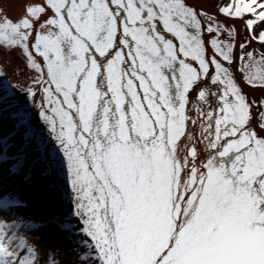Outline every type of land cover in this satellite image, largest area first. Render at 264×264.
Masks as SVG:
<instances>
[{"label": "snow or ice", "instance_id": "6c2138e0", "mask_svg": "<svg viewBox=\"0 0 264 264\" xmlns=\"http://www.w3.org/2000/svg\"><path fill=\"white\" fill-rule=\"evenodd\" d=\"M46 4L54 15L40 24L31 45L34 22L46 9L29 4L13 21L0 8V48L19 47L29 67L40 73L33 84L59 116L56 139L79 201L77 213L88 217L95 259L101 264H264V137L249 126L257 102L248 101L230 67L235 29L183 0ZM221 12L238 18L252 13L255 19L245 23L253 31L264 22V3L257 0H231ZM158 21L179 38L178 51ZM224 32L228 40L220 39ZM253 38L264 43V32ZM208 47L214 49L211 58ZM32 50L43 58L46 73ZM253 56L243 52L241 59L250 66ZM209 79L215 89L202 84ZM196 89L193 100L189 94ZM14 119L5 148L15 131L25 132L13 173L35 140L27 130V113L17 109ZM259 119L264 128V110ZM190 125L199 128L198 135ZM198 145L206 160H200ZM34 150L41 159L54 160L42 143ZM12 243L0 231V264H33L31 248L29 256L9 259L17 256Z\"/></svg>", "mask_w": 264, "mask_h": 264}, {"label": "bare ground", "instance_id": "6f19581e", "mask_svg": "<svg viewBox=\"0 0 264 264\" xmlns=\"http://www.w3.org/2000/svg\"><path fill=\"white\" fill-rule=\"evenodd\" d=\"M183 3L197 13L204 12L215 17L226 28L235 29V40L233 41L235 47L232 53L235 62L230 67L248 101L257 102L251 109L252 118L249 121V126L260 137H264V128L260 127L262 121L259 119V112L264 110V106H258L259 102L264 100V84L260 83L261 69L264 67L260 63V54L264 53V43L253 38L264 32V22H259L257 26H253V31L249 30L245 23L248 19H252L251 13H245L242 18L225 16L221 12V8L229 5L231 0H183ZM29 4L40 5L46 9L44 13L40 14L39 20L34 22V30L30 38L31 45L36 40L37 31H40V24L54 15L52 10L47 7L46 0H0V8L13 21L19 20L25 14V7ZM256 11L258 12L260 9L256 8ZM199 18L202 25L206 26L208 22L206 17L200 15ZM157 24L158 27H161V31L166 38L173 41L178 51L179 38L164 31L161 22L158 21ZM202 35L203 40L207 43L210 39L209 34L204 31ZM220 39L228 40L227 32H224ZM241 43L247 44V47L243 50L239 47ZM213 52L214 49L208 47L207 55L209 58H211ZM243 52L254 54L252 58L254 63H251L250 66V61L241 59ZM32 54L46 73L43 58L37 55L34 50H32ZM178 59H185L186 62L197 68L199 67L196 61L185 58L183 55H179ZM221 62L226 65V62ZM245 69H247V72H245ZM0 71L3 73V75H0V95L5 97V100H0V184L3 185L2 189V186L0 187V200L16 201L7 207L0 206V225L5 226L0 231L7 237L11 236L13 238L10 247L15 250L17 256L9 259L14 260L18 257V253L22 251V246H17L20 240L15 239L17 224L20 228L21 226L23 228L22 232L19 231L18 236L23 240L27 238L26 241L34 236V242L36 241L34 244L46 254L48 249L54 246V237H58L62 241L70 235L74 236V234H70L73 227L65 213L63 199L58 196L52 182L55 187L59 183L68 185L69 197L75 203L76 209L79 201L76 199L77 194L73 191L70 183L66 157H64L59 141L56 139L60 131L59 116L52 112L45 102L43 90L38 85L33 84L40 73L29 67L26 54L19 47L11 50L0 48ZM211 71L210 69V73ZM247 76H251L256 81L255 85L247 82ZM135 83L138 85L139 81H135ZM202 84L211 86L210 79L202 81ZM211 87L215 89L216 86ZM29 89L35 92L34 97L30 94ZM197 91L198 89L189 94L193 100L196 99ZM210 99H213V103H215L214 98L210 97ZM17 109H22L27 113L30 121L27 130L35 137V140L30 148L26 150L22 166L17 172L13 173L11 169L18 162L14 157L19 153L23 144L22 137L25 129L21 128L19 131H15L11 139H8L10 147L5 148L4 140L15 130L14 113ZM45 117L49 119L46 120ZM54 125L55 131H53ZM190 127H193L194 133L198 135L199 128L191 125ZM36 143H42L46 146L47 151L53 155L54 160L51 163L47 159L40 158L41 154L34 150ZM198 147L200 148V160H206L207 153L204 152L203 146L198 145ZM38 167L42 175L36 172ZM28 169L31 174H28ZM85 204H87V201H85ZM80 214H82L85 223L88 219L87 215ZM75 215L78 216L76 212ZM87 228L88 225L85 223L86 233ZM60 247H62V250L65 249L61 245Z\"/></svg>", "mask_w": 264, "mask_h": 264}, {"label": "rangeland", "instance_id": "374dc122", "mask_svg": "<svg viewBox=\"0 0 264 264\" xmlns=\"http://www.w3.org/2000/svg\"><path fill=\"white\" fill-rule=\"evenodd\" d=\"M247 1L251 3V0ZM257 3H264V0H257ZM251 15L252 19H255V16L252 13ZM258 24L259 23H256L254 27ZM56 191L58 192V196L63 199L65 213L70 219V224L73 227V231H70V234L72 233L74 236H68L65 240L63 239L64 242H62L63 240L61 241L60 238L54 237V246L48 249L47 255L46 252L44 253L42 249L37 248L34 244L36 243V241L34 242V236L28 239V241H26L27 238L23 240L20 236H18L19 231L22 232L23 228L21 226V229L19 224H17L15 239L23 241V245L21 247L22 251L18 253V258L22 259L25 256H29L28 249L31 248L32 254L29 256V259L32 260L33 264H101L100 260L95 259L97 250L94 247V241L85 232V223L83 217L81 216L82 214L77 213L75 203L72 198L69 197L68 185L59 183L56 187ZM75 212L78 216L75 215ZM16 222L18 221L16 220ZM5 237L7 238V235H5ZM60 245L65 249L62 250ZM14 260H17V258Z\"/></svg>", "mask_w": 264, "mask_h": 264}, {"label": "water", "instance_id": "95a60500", "mask_svg": "<svg viewBox=\"0 0 264 264\" xmlns=\"http://www.w3.org/2000/svg\"><path fill=\"white\" fill-rule=\"evenodd\" d=\"M24 161V160H23ZM37 173H39L40 175H42V173L39 171V167L36 170ZM28 174H31L30 170L28 169ZM2 175V174H1ZM1 178V177H0ZM52 181V180H51ZM53 187L56 189V187L54 186V183L52 182Z\"/></svg>", "mask_w": 264, "mask_h": 264}]
</instances>
